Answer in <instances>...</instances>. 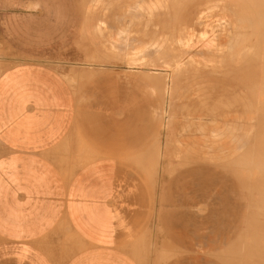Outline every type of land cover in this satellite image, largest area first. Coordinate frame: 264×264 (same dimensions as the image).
Segmentation results:
<instances>
[{
  "label": "rangeland",
  "instance_id": "374dc122",
  "mask_svg": "<svg viewBox=\"0 0 264 264\" xmlns=\"http://www.w3.org/2000/svg\"><path fill=\"white\" fill-rule=\"evenodd\" d=\"M141 1L114 0L116 6L124 9L127 17L133 18V23L128 37L129 44L125 45L120 39L112 52L106 50L108 35L98 36L92 31L95 19L101 17L102 7L107 4V0H101L96 4L95 14L88 20L85 10L93 4L91 2L85 4V0H39L32 7L27 0H0V36L4 31L3 25L9 20H23H18L20 27H23L20 32L23 31V39L25 38L37 53L34 54L36 58L44 59L42 58L44 56L49 58L50 55L52 60H57V76H64L62 87L66 88L75 107L70 119L72 132L67 138V144L57 150V155L61 158L67 150L63 157L65 166L73 161L77 163V150L89 146L104 156L92 161L110 159L119 172L125 171L127 185L130 186L132 194L136 195L132 206H137L140 213L137 217V234L131 239L133 241L120 245V248L126 251L125 247L130 246L126 252L137 264H256L257 262L264 264L262 263L264 247L261 244L258 246V242L254 244V240L264 241L261 231H259L261 237L258 234V227L264 216V209L260 211L264 203L261 208L262 200L260 202L261 195L258 193L264 188L262 187L264 181L261 180L264 178L262 177L264 169L261 168L264 163L258 162L260 159L264 161L261 147L262 143L264 145L262 142L264 122H260L264 121V110L263 114L258 111L261 108L260 103L264 102V96L256 92L262 83L255 75L257 69L260 71V66L251 62L245 64L246 68L248 66L247 69L229 73V75L233 74L235 79H230L234 87L232 90L233 95L235 94L232 99L234 105L228 108L220 107L217 118L223 121L226 115V121L220 125H210L211 113L207 112L211 110L207 111L206 107L213 97L225 101L219 79L224 78V72H230L231 69L220 70L211 67L210 63L205 61L202 63L209 66L198 62V59L215 61L228 57V54H231L228 51L231 49L230 45L238 42L242 32L259 34L264 21V8L262 7V10L257 8V5L249 0H215L217 4L214 9L219 10V14L213 19L219 20L218 26L210 31L204 45L193 50L190 58L194 66L188 69L191 72L197 70L189 74L196 77L191 76L190 79L180 82L175 90L170 102L174 121L163 131L157 123L158 116L161 115L157 93L148 78L143 77L144 73L125 69L126 58L122 57L123 51L127 52L130 47L141 45L140 31L145 26V18L135 9L136 4ZM188 1L190 0H186L185 3ZM41 9L42 12L38 15ZM164 21L166 20L159 19V23ZM109 24L108 22L106 26L108 31H110ZM112 32L114 34L115 29L112 28ZM129 45L130 47L126 49ZM42 48L45 50L41 52ZM91 52L93 59L90 60ZM243 52L244 48L236 46V52L232 53L236 54V61L238 54ZM193 54L194 57L197 55V61L193 59ZM90 61L92 64L89 63ZM91 69L94 73L98 69L96 73L102 74L101 77L92 73ZM81 71L87 76L83 74L82 78L81 75L78 77V72L83 73ZM214 71L217 73L219 71L220 75L216 72V75H213L211 72ZM74 72L78 75H75V78L71 77ZM89 72L94 74L93 77L91 73L87 74ZM105 72L108 74H104ZM67 74L70 75V78L67 77L68 81L65 79ZM187 74L186 76H189ZM94 76L98 79H94ZM257 97L259 100H256ZM205 130L208 131L203 134ZM166 133L175 145L181 144L178 145L182 150L181 155L193 159L187 166L196 168L190 173L192 179H179L177 181L181 185L176 187L173 178L180 177L181 172L184 169L188 170L189 167L177 172L173 178L164 176L165 179L161 180L153 163L155 159L153 152L156 151V145L152 146L153 137L157 138L159 135L158 141H161ZM253 149L256 151L253 152ZM194 150L209 155L217 153V155L212 159L210 157L207 159L209 156L207 155L206 159L200 160L190 153L196 152ZM197 152L196 154H199ZM148 154L151 156L149 157ZM262 156L263 158H259ZM174 158L164 159L163 165L170 160L176 166L177 160ZM60 164L57 162V166ZM139 164L148 172V179L143 172L144 175L141 173ZM177 168H180V165ZM201 171H204L206 177L213 175L214 182L206 181L205 184L212 183L211 197L205 201L200 200L193 206L173 204V198L182 201L183 191L180 187L191 185L198 179L197 172ZM151 177L155 181L154 188L151 187L153 181ZM160 219L163 222L166 220L168 230L164 227H161L160 232L156 230V225H160ZM150 228L155 229L149 239L155 243V247L159 249L157 244L162 240L172 241L176 246L174 253L161 255L154 250L156 252L152 254L154 252L152 251L145 260L146 256L140 251L142 244L146 242L145 230ZM256 250L258 252L254 254ZM252 255L257 259L263 257L262 260L261 258L257 260L253 259Z\"/></svg>",
  "mask_w": 264,
  "mask_h": 264
},
{
  "label": "crops",
  "instance_id": "0c3cea01",
  "mask_svg": "<svg viewBox=\"0 0 264 264\" xmlns=\"http://www.w3.org/2000/svg\"><path fill=\"white\" fill-rule=\"evenodd\" d=\"M27 1L32 7L39 0ZM100 1H85L93 4L86 7V20L95 14ZM216 4L215 0H190L175 24L169 4L142 0L135 7L145 18L141 43L159 44L175 26L180 30L184 25L197 32L206 30L209 36L215 25L208 20L219 14ZM100 15L92 31L109 36L106 50L114 51L120 39L128 45L133 18L114 0H107ZM159 19L166 21L159 23ZM18 20L3 25L0 36V63L4 65L2 70L0 64V264H137L120 248L133 241L140 213L132 206L136 195L127 185L125 171L119 172L110 159L90 161L78 169L76 157L77 163L65 166L64 159L57 166V150L67 144L75 107L62 87L63 77L57 76V60L50 55L36 58ZM108 22L110 31L106 30ZM230 46L228 57L209 63H234L236 54L232 53L239 45ZM193 168L184 169L178 178H173L177 172L170 176L175 187L181 185L179 179H192ZM197 173L191 185L180 187L182 201L173 198V204L193 206L211 197L212 183L205 184L214 182L213 175ZM166 224L160 219L156 230L167 229ZM154 230H145L146 240ZM157 245L161 255L176 250L172 241Z\"/></svg>",
  "mask_w": 264,
  "mask_h": 264
},
{
  "label": "bare ground",
  "instance_id": "6f19581e",
  "mask_svg": "<svg viewBox=\"0 0 264 264\" xmlns=\"http://www.w3.org/2000/svg\"><path fill=\"white\" fill-rule=\"evenodd\" d=\"M85 1H87V0H85ZM163 1L166 4H169L170 7L172 8L173 21H174L175 24H177V19H178L179 13L182 10L183 5L185 4V1L186 0H163ZM249 1H251L252 3H255L257 5L256 7L257 8H260L261 10H262V7L264 8V0H249ZM212 17H214V16H212ZM218 22H219V20H217V19H209L208 20V23L215 25L214 27H217L218 26ZM207 39H208V33L206 32V30L197 32L195 30H192L191 28H189L186 25L180 27V30H178L177 29V26H175L174 27V30L171 33H169V35L164 36L163 40L159 44L141 43V45H140V43H139L140 46H138V45H136L137 47L136 46H133V48L135 47L134 49L131 48L130 45L128 47L126 46V49L129 48V47L131 48V49L129 48V51L133 50V51H131V53L129 51H127V50H126L127 52L123 51L124 49L121 50V53H122V51L124 52V53H122L123 54L122 57L125 56V58H126V63L123 62V63L126 64V66H125L126 68L125 69H127V70H134V71L138 70V72H141L142 74L144 73L145 75H143V77L146 76L145 78L146 79L148 78L147 80L151 83L153 89L157 93V96L159 98L158 100H159V103H160L159 107H160V110H161V115L159 114L160 116H158L159 117V120H158L157 123L160 126V129L161 130H163L164 128L167 129L168 126H170L172 124V122L174 121V113L173 112L171 113V111H170L171 98L173 97V94L175 93V90L179 87L180 82L185 81L186 79L188 80V78L190 79L192 75L190 76L189 74H193V71H196L197 72V70H193L191 72L188 69L189 67L194 66L193 63L191 62L192 60H191L190 57L192 56L193 50L196 49L198 46L204 45L206 43ZM238 45H239L240 48L241 47L244 48V52H243V54H238V56H237V59L238 60L235 61L234 63H230L228 65H225V64L223 65L222 63H218V64H215V66H214V63L213 62L210 63V66L211 67H216V68H218L220 70H228V68L231 69L230 72L227 71L228 73L227 72L225 73L223 71L224 72V74H223V72H221V74H223L225 77L224 78L221 77L222 79H219V84H220V86L222 88V91L224 92V95H225V96H223L225 98V101L222 102L219 98L217 99V98L213 97V99L211 98L212 100L210 101V104L208 105L209 108L206 107L207 111L208 110H211V111H208L207 112V113H211L210 114L211 119L209 120L210 125H220L221 123H223V122L226 121V119H225L226 118V115H225L223 121H221V120H219L217 118V115H218L217 112L219 111L220 107L228 108V107H232L234 105L233 104V101H232L233 96L235 95V94L233 95V93H232V90L234 89V87H233V84L230 81V79L231 80H235V79L233 78V74L232 75H229V73H232V72H235V71L237 72V71H240L241 69H244L245 70V68H246V65L245 64H249L251 62L254 63V64L257 63L256 65L259 64L260 71H259V69H257L258 66L256 67L257 70L255 69L256 71L255 70L254 71H255V75L258 77V79H260V82L262 84H261V87H259L258 91H256V92L257 93H260V94H263L262 97L264 96V21H263L262 29L259 32V34L258 33H255V34L253 33L252 34L251 32H250V34H248V33L242 32L240 34V36L238 37ZM91 55H92V52H91ZM91 58L93 59V55L91 57L89 56V59L90 60H91ZM123 58H121V59H123ZM197 58H198L197 55H195V57H194V54H193V59H195V61H197ZM198 60H199L198 61L199 63H202V61H205L206 63H209V61H210V59L208 60V62L206 60H201V59H198ZM92 61L95 62V60H92ZM92 61H90L89 63L92 64ZM97 63H98V61H97ZM66 65H68V64L66 63ZM195 66L197 67V65H195ZM204 66H209V64L204 65ZM243 66H245V67L243 68ZM88 68H90V67L88 66ZM247 68H248V66H247ZM92 69H91V71H93L92 73H94V70H92ZM114 69H116V68H114ZM104 70H106V69H104ZM97 71H98V69H97ZM97 71H95V73ZM109 71H107V72H109ZM188 71L190 73H188ZM219 71H218V73L216 71L211 72V73L213 75H216V73L218 75H220V72ZM79 72H78V75L79 76L77 75L76 72H74L76 74L73 73L74 75L72 74L71 77H74L75 78L76 77L75 75H77L78 77H80V75H81L80 78H82V75L85 74V73L83 71H81V73L82 72L83 73L82 74H79ZM101 72H103V71H101ZM107 72H105L104 74H108ZM138 72H135V73H138ZM90 73L91 72H89L87 74H90ZM92 73H91V76L95 74V73L94 74H92ZM208 73H209V71H208ZM68 74H67V76L65 78V79H67V81H68V78L67 77L70 78V75H68ZM142 74H140V75L142 76ZM186 74L189 75V76H186ZM96 75H100V77H101L102 74L96 73ZM85 76H87V75L85 74ZM85 76H83V78H87ZM89 77H90V75H88V78ZM92 77H91V79H92ZM94 77H95L94 79L97 78L96 76H94ZM193 77H196V75H193L192 78ZM80 78H78V79H80ZM210 79H213V78H210ZM70 81H69V83H70ZM74 81L76 82V80H74ZM219 97H220V95H219ZM259 98H260V95H259ZM259 98L257 97L256 100H259ZM263 99H264V97H263ZM260 105H261V108H260L261 110L259 109L258 111H261L260 113H262V111L264 110V102L263 103H260ZM252 106H254V105H252ZM255 108H256V106H255ZM256 109H258V108H256ZM261 118L263 119V117H261ZM256 122H258V121H256ZM260 122L262 123L264 121H260ZM207 131L208 130H205V132L203 134H205ZM210 132H212V131H210ZM163 135H165V134H163ZM166 135L164 136L163 139H161V141H158V140H160L159 135H158L157 138L153 137V141L154 142H152V146L156 145V147H155L156 148L155 149L156 151H155V153L153 152L154 156L152 155L153 158H155L153 160L154 161L153 163H154L156 169L158 170V176L161 177L160 178L161 180L164 178V176H168V178H169L171 175H173L174 173L182 170L183 168L189 167V166H187V164L189 163V161H193V159L191 160L190 157L187 158L186 155H184V154L181 155V153H182L181 151L182 150L178 146V145H181V144L175 145L174 144L175 142H173L172 139L170 138V136H168L169 134L166 133ZM208 137H210V136H208ZM188 139H189V137H188ZM190 139H191V137H190ZM229 142H231V141H229ZM262 142H264L263 139H262ZM213 144H214V142H213ZM262 145H263V143H262ZM262 145H261L262 150H263L262 151V154L264 156V153H263L264 152V149H263L264 148L263 147L264 145L263 146ZM254 147L255 146H253V148ZM191 149H194V148H191ZM230 150H232V149H230ZM254 150L255 149H253L252 151L254 152ZM194 151H196V150H194ZM196 152H190V153L195 158L197 157V159H200V160L206 159L207 155H209L206 152L205 153L197 152L199 154H196ZM193 153H195V155ZM215 155H217V153H212V154H210L207 157V159L209 157L212 159ZM108 156H106V157H108ZM148 156L150 157L151 155L148 154ZM198 156H199V158H198ZM229 156H230V154H229ZM263 156L262 157H259V158H263ZM58 157H59V159H61L60 161H59ZM58 157H57V162L59 161L58 163L60 164L61 162L64 161V158L63 157L61 158V156H58ZM98 157L101 158V157H104V156L102 154H100L99 152H97L96 150H93L89 146L84 147V148L80 147L77 150V158H78V162H79L78 169H80L82 166H84L87 162H90L92 160H95ZM170 157H175L174 159L177 160V165L176 166H175V164H172V162L170 160H169V162L166 165H163V160L164 159H170ZM194 157H192V158H194ZM220 157H221V155H220ZM259 158H258V160H259ZM188 159H190V160H188ZM126 162H128V161H126ZM209 162H210V160H209ZM258 162H261L262 164L264 163V161H261V159ZM261 163H258V164L259 165H262ZM179 165H180V168H177V166L179 167ZM263 165H262L261 168L264 169V166ZM255 167H256V165H255ZM139 168L141 170V173L143 172L146 175L147 178L146 177L145 178L148 179L149 177H148V172L146 171V169L142 165H140V164H139ZM261 168L259 167V169H261ZM137 170H138V168H137ZM259 171H258V173L260 174ZM238 173L240 174V171H238ZM263 173H264V170H263ZM239 174H237V175H239ZM262 177H264V176H262ZM153 178H155V176ZM153 178L151 179V180H153L151 182L152 183V186L151 187L154 188L155 187V181H154ZM261 180L264 181V178H262ZM262 187H264V186H262ZM263 189L264 188H261V190H259V192H258V193H260L259 195H261L260 196V198H261L260 199V202L262 200V203L260 205L261 208L263 207L262 205L264 203V190ZM255 193H256V191H255ZM258 204H260V203H258ZM260 206H258V207H260ZM263 209H264V207L260 211H263ZM259 231H261V233ZM259 233L262 234V238L264 239V216H262V219L260 221V225L258 227V234ZM260 237H261V235H260ZM261 241L262 240H259V241L258 240H254V244L258 242V246L261 244V246L263 245V247H264V241L263 242H261ZM143 244L141 246L142 247V249H141L142 251H140V253L142 252V254H144V256H146V258L143 255L142 256L145 258V260H147V258L150 255V253L152 251H154V250L157 251V248L155 247V243H153L152 240H146V242L143 243ZM129 249H130V246L127 245L125 247V250L128 251ZM156 251L152 252V254L155 253ZM257 252H258V250H256L254 254H257ZM260 252H262V251H260ZM262 257H259L257 259V257L255 258L253 256V259L255 258V259L259 260L261 258V260H262ZM254 263H256V262H254ZM257 263L260 264L259 262H257ZM262 263H264V260L262 261Z\"/></svg>",
  "mask_w": 264,
  "mask_h": 264
}]
</instances>
